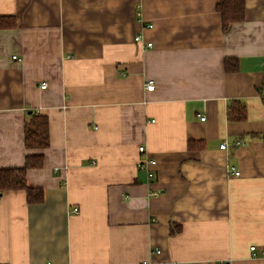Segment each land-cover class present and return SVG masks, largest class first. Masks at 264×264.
Here are the masks:
<instances>
[{
    "label": "crops",
    "instance_id": "obj_1",
    "mask_svg": "<svg viewBox=\"0 0 264 264\" xmlns=\"http://www.w3.org/2000/svg\"><path fill=\"white\" fill-rule=\"evenodd\" d=\"M219 2L0 0V169L30 112L50 126L43 202L0 197V264H264V0L225 31Z\"/></svg>",
    "mask_w": 264,
    "mask_h": 264
},
{
    "label": "trees",
    "instance_id": "obj_2",
    "mask_svg": "<svg viewBox=\"0 0 264 264\" xmlns=\"http://www.w3.org/2000/svg\"><path fill=\"white\" fill-rule=\"evenodd\" d=\"M217 11L221 15L222 28L227 30L232 24L243 22L246 18V0H220ZM16 26L13 17L0 18V28H14ZM228 73L239 69L238 61L228 58L224 62ZM228 119L231 122H242L247 119L245 105L232 102L229 108ZM264 141L263 135H255ZM25 147L29 152L22 168L0 169V197L5 192L25 191L27 202L31 205L40 204L44 200V191L28 185V172L41 169L44 166V155L42 150L50 146V126L48 117L39 113L30 112L25 121L24 128ZM198 142L190 141L189 148L193 149ZM38 151V152H34ZM34 152V153H33Z\"/></svg>",
    "mask_w": 264,
    "mask_h": 264
},
{
    "label": "built area",
    "instance_id": "obj_3",
    "mask_svg": "<svg viewBox=\"0 0 264 264\" xmlns=\"http://www.w3.org/2000/svg\"><path fill=\"white\" fill-rule=\"evenodd\" d=\"M152 27H153L152 25L149 26V28H152ZM135 41H136L137 43H142L144 40H143V38H142L141 36H137V37L135 38ZM146 47H147V48H152V47H153V43L148 42V43L146 44ZM13 58L16 59V56H14ZM46 86H47L46 84H42L41 88L44 89V88H46ZM154 88H155V86H154L153 83H148L147 86H146V89H147L148 91H153ZM205 119H206V117H202V118H201L202 121H204ZM242 145H246V142H244V141H242V140H238V141H236L235 144H234V146H242ZM220 149H222V150L227 149V143L222 144V145L220 146ZM139 151H140L141 153H144V152H145V148H144V147H140V148H139ZM149 164H150V166H152V167L156 166V162H155V161H150ZM232 170H234V168H232ZM235 176H240V172H237V171H236V172H235ZM148 177H149V179H152V178L154 177V171H153V169H149V170H148ZM73 212H74V213H78V212H79V209H78V208H75V209L73 210ZM250 250H251V252H252V257H254V258H260V257H263V258H264V250H261V252H259V251L257 250L256 247H251ZM157 253H160V252L157 251ZM140 264H154V263H152V261H150V260H144V261H142ZM161 264H178V263H161Z\"/></svg>",
    "mask_w": 264,
    "mask_h": 264
},
{
    "label": "rangeland",
    "instance_id": "obj_4",
    "mask_svg": "<svg viewBox=\"0 0 264 264\" xmlns=\"http://www.w3.org/2000/svg\"><path fill=\"white\" fill-rule=\"evenodd\" d=\"M136 42V41H135ZM137 43V42H136ZM147 44V43H146ZM244 146V145H243Z\"/></svg>",
    "mask_w": 264,
    "mask_h": 264
}]
</instances>
